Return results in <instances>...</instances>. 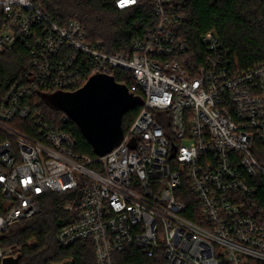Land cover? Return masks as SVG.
Segmentation results:
<instances>
[{"label":"built area","instance_id":"1","mask_svg":"<svg viewBox=\"0 0 264 264\" xmlns=\"http://www.w3.org/2000/svg\"><path fill=\"white\" fill-rule=\"evenodd\" d=\"M147 1L155 21L126 55L90 41L77 19L59 25L33 0H0V54L24 51L22 75L0 90V236L38 213L42 196L78 189L55 240L91 242L95 264H121L128 248L164 264H264V214L250 210L264 194V61L241 69L214 30L199 37V63L185 58L184 14L172 0ZM116 71L143 103L121 142L90 158L45 120L42 94ZM11 253L0 249V263Z\"/></svg>","mask_w":264,"mask_h":264},{"label":"trees","instance_id":"2","mask_svg":"<svg viewBox=\"0 0 264 264\" xmlns=\"http://www.w3.org/2000/svg\"><path fill=\"white\" fill-rule=\"evenodd\" d=\"M59 25L77 19L85 28L90 41L100 42L111 53H131V42L142 35L143 30L155 21L147 0L134 7L118 9L115 0H33ZM172 4L184 14L177 26L179 35L190 45L185 58L199 63L205 50L199 37L214 30L223 47L229 50L228 57L235 59L241 69L264 61V0H172ZM24 51L15 47L0 54V90L5 92L9 84L23 73ZM127 75L116 71L114 78L125 83ZM39 108L45 120L62 124L77 139L75 151L95 158L92 147L71 120L61 123L65 113L50 107L41 100ZM140 106L125 112L121 126L125 131L134 120ZM13 124L23 131H32L28 119H15ZM5 134L0 131V141ZM79 190L63 193H48L40 198V211L31 217L9 226L0 236V249L12 248L20 253V264H56L71 260V264H95L93 246L89 241H78L67 248L55 240L56 232L72 221V216L62 209L66 200L72 199ZM261 206L252 212L264 214V194L259 192ZM188 203V202H187ZM1 205V198H0ZM190 202L187 207H190ZM195 221L194 216L185 215ZM121 264H164L163 256L147 257L141 251L128 248L117 255Z\"/></svg>","mask_w":264,"mask_h":264},{"label":"water","instance_id":"3","mask_svg":"<svg viewBox=\"0 0 264 264\" xmlns=\"http://www.w3.org/2000/svg\"><path fill=\"white\" fill-rule=\"evenodd\" d=\"M42 98L76 124L96 156L108 153L121 142L123 114L143 103L125 84L102 73H93L76 90L42 94ZM0 264H20V253L7 254ZM56 264H71V260Z\"/></svg>","mask_w":264,"mask_h":264},{"label":"snow or ice","instance_id":"4","mask_svg":"<svg viewBox=\"0 0 264 264\" xmlns=\"http://www.w3.org/2000/svg\"><path fill=\"white\" fill-rule=\"evenodd\" d=\"M124 2H125V3H127V2H128V0H124Z\"/></svg>","mask_w":264,"mask_h":264}]
</instances>
